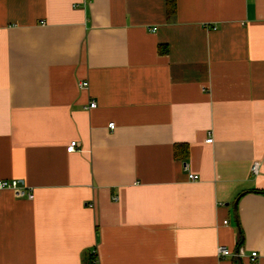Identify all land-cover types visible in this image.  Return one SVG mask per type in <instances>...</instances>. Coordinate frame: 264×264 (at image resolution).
Instances as JSON below:
<instances>
[{
  "label": "crops",
  "instance_id": "obj_1",
  "mask_svg": "<svg viewBox=\"0 0 264 264\" xmlns=\"http://www.w3.org/2000/svg\"><path fill=\"white\" fill-rule=\"evenodd\" d=\"M176 8L0 0V264H264V0Z\"/></svg>",
  "mask_w": 264,
  "mask_h": 264
},
{
  "label": "built area",
  "instance_id": "obj_2",
  "mask_svg": "<svg viewBox=\"0 0 264 264\" xmlns=\"http://www.w3.org/2000/svg\"><path fill=\"white\" fill-rule=\"evenodd\" d=\"M78 84L81 87H88V82L84 81V80H80L78 82ZM97 104L95 101L90 102L89 107H95ZM109 127L115 129V124L113 122H111L109 124ZM214 138H213V134L212 131H208V136H207V142H213ZM78 142L75 140L73 141L67 148V150L69 152L75 151L76 147H77ZM252 171L254 174H259L260 172V166H259V162L255 161L252 164ZM188 177L190 180H196L199 178V175L196 173H189ZM4 189H10L13 190L15 192V194L18 197H25L27 199H34L35 196V191L34 188L32 187H28L22 180L20 179H4V180H0V191H4ZM225 223L227 222L224 221ZM217 254L221 257V258H225L228 256H235V257H244L246 256V252L243 246H239L236 250L231 249L229 246L227 245H221L218 247L217 250ZM249 258L252 262L257 261V259L259 258V253H257V251L252 252L249 255Z\"/></svg>",
  "mask_w": 264,
  "mask_h": 264
},
{
  "label": "trees",
  "instance_id": "obj_3",
  "mask_svg": "<svg viewBox=\"0 0 264 264\" xmlns=\"http://www.w3.org/2000/svg\"><path fill=\"white\" fill-rule=\"evenodd\" d=\"M167 8H168V13L174 14L177 10L176 8V0H167ZM90 262L94 261V256L92 257L91 255L89 256Z\"/></svg>",
  "mask_w": 264,
  "mask_h": 264
}]
</instances>
